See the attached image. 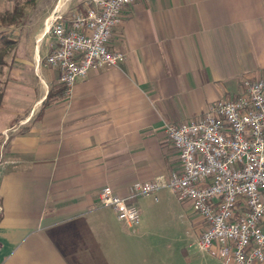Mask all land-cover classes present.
I'll return each instance as SVG.
<instances>
[{
	"label": "crops",
	"instance_id": "0c3cea01",
	"mask_svg": "<svg viewBox=\"0 0 264 264\" xmlns=\"http://www.w3.org/2000/svg\"><path fill=\"white\" fill-rule=\"evenodd\" d=\"M88 5L49 8L68 19ZM120 19L108 48L123 62L68 90L51 68L20 87L30 99L7 114L0 161V264H222L185 248L173 263L162 244L154 251L145 241L148 226H125L98 194L109 185L126 196L179 170L164 124L196 121L212 102L238 97L242 80L264 79V0H136ZM60 87L64 96L44 106ZM156 197L134 200L140 215ZM202 227L200 219L196 242Z\"/></svg>",
	"mask_w": 264,
	"mask_h": 264
},
{
	"label": "built area",
	"instance_id": "2783aa9c",
	"mask_svg": "<svg viewBox=\"0 0 264 264\" xmlns=\"http://www.w3.org/2000/svg\"><path fill=\"white\" fill-rule=\"evenodd\" d=\"M134 1L89 0L84 11L68 19L56 12L45 19L40 39L52 38L45 65L57 70L66 90L90 70L125 60L108 48V41L121 21V8ZM241 86L238 97L212 102L196 121L164 124L179 170L137 182L126 196L105 185L99 205L136 228L141 215L134 200H157L158 192L168 190L189 202L201 219L200 251L222 264L264 262V79H244Z\"/></svg>",
	"mask_w": 264,
	"mask_h": 264
},
{
	"label": "rangeland",
	"instance_id": "374dc122",
	"mask_svg": "<svg viewBox=\"0 0 264 264\" xmlns=\"http://www.w3.org/2000/svg\"><path fill=\"white\" fill-rule=\"evenodd\" d=\"M25 1L0 0V161L4 160V142L8 136L5 126L10 115L7 114L20 112L21 97L24 96V101L30 99L20 91V87H26L34 80L41 82L49 69L44 59L51 52L48 46L52 38L44 36L48 38L44 40L46 47L43 48L42 38L39 37L44 30L45 19L53 10L49 6L54 0H36L34 7ZM15 12L19 15L13 22L1 21L2 17L9 19V15ZM73 12L69 10L67 15L71 17ZM24 15L26 19L22 20ZM24 92L28 93L27 89ZM141 219V225L150 228L145 241L154 247V251H158L156 246L162 244V252H167L166 256L173 263L181 258L182 248L204 253L196 245L194 226L200 220L198 215L189 202L177 200L170 191L159 192L158 202L152 201L149 209L142 212Z\"/></svg>",
	"mask_w": 264,
	"mask_h": 264
},
{
	"label": "trees",
	"instance_id": "16d2710c",
	"mask_svg": "<svg viewBox=\"0 0 264 264\" xmlns=\"http://www.w3.org/2000/svg\"><path fill=\"white\" fill-rule=\"evenodd\" d=\"M26 4H30L31 7L35 6L36 0H26L25 1ZM21 12L20 11V17H21ZM19 13H12V15H9V19H7L6 17H2L1 21L3 23H8V22H13L14 19L18 18ZM26 19V15L23 16L22 20ZM65 93V88L64 87H60L58 89L55 88H50L46 94L45 100H44V106L47 105L48 103H50L51 99L55 98V97H63Z\"/></svg>",
	"mask_w": 264,
	"mask_h": 264
},
{
	"label": "bare ground",
	"instance_id": "6f19581e",
	"mask_svg": "<svg viewBox=\"0 0 264 264\" xmlns=\"http://www.w3.org/2000/svg\"><path fill=\"white\" fill-rule=\"evenodd\" d=\"M40 38V37H39Z\"/></svg>",
	"mask_w": 264,
	"mask_h": 264
}]
</instances>
